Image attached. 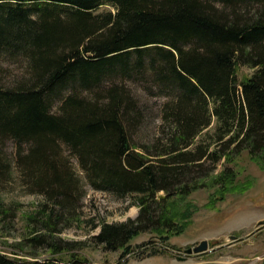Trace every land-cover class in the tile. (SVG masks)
I'll return each instance as SVG.
<instances>
[{"label": "trees", "instance_id": "trees-1", "mask_svg": "<svg viewBox=\"0 0 264 264\" xmlns=\"http://www.w3.org/2000/svg\"><path fill=\"white\" fill-rule=\"evenodd\" d=\"M16 63L0 80V141L39 196L24 246L60 253L0 264H91L56 239L82 221L84 185L137 205L85 219L102 249L122 256L142 232L163 245L181 230L173 198L226 185L242 150L264 153V0H0V69ZM238 66L252 71L239 80ZM9 164L0 152V176ZM0 214L14 208L0 200Z\"/></svg>", "mask_w": 264, "mask_h": 264}, {"label": "rangeland", "instance_id": "rangeland-1", "mask_svg": "<svg viewBox=\"0 0 264 264\" xmlns=\"http://www.w3.org/2000/svg\"><path fill=\"white\" fill-rule=\"evenodd\" d=\"M107 10L113 11V7L101 5L95 12ZM19 69L17 63L5 64L0 69V80L9 81ZM251 71L238 66L236 77L240 80ZM129 84L141 87L139 82ZM13 151L11 139L0 141L1 155L10 160L9 174L0 176V200L2 206L14 208L12 216L0 214V252L38 261L57 256L60 252H52L44 245L24 246L29 235L25 217L38 204L39 196L22 190L12 163ZM225 165L233 167L235 172L226 185L198 187L168 203L173 218L181 224L179 232L171 234L163 245L159 244L156 233H139L130 239V251L122 256L119 249L104 250L97 245L90 237L97 228H91V222L85 219L89 216L95 221L133 218L136 203L131 195L115 198L84 185L82 221L62 229L56 237L59 242L73 243L62 251L64 256L76 254L86 257L91 264H260L264 261V222H259L264 218V153L251 156L242 150ZM72 166L77 170L73 159ZM229 234L234 238H228ZM201 239L207 240L205 251L183 252L184 247L196 245Z\"/></svg>", "mask_w": 264, "mask_h": 264}, {"label": "water", "instance_id": "water-1", "mask_svg": "<svg viewBox=\"0 0 264 264\" xmlns=\"http://www.w3.org/2000/svg\"><path fill=\"white\" fill-rule=\"evenodd\" d=\"M259 222L260 223L264 222V218L259 220ZM228 238H234V235L229 234ZM206 249H207V240L201 239L198 241L196 245L184 247L182 250L184 253L189 254L192 252L194 253L202 252L205 251Z\"/></svg>", "mask_w": 264, "mask_h": 264}]
</instances>
